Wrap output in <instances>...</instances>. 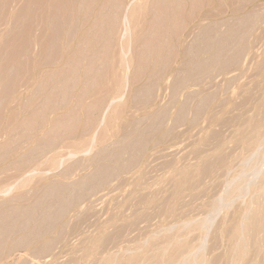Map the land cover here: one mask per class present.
Masks as SVG:
<instances>
[{
	"label": "rangeland",
	"instance_id": "obj_1",
	"mask_svg": "<svg viewBox=\"0 0 264 264\" xmlns=\"http://www.w3.org/2000/svg\"><path fill=\"white\" fill-rule=\"evenodd\" d=\"M262 102L264 0H0V264H104L205 220L185 241L229 264L264 207Z\"/></svg>",
	"mask_w": 264,
	"mask_h": 264
},
{
	"label": "bare ground",
	"instance_id": "obj_2",
	"mask_svg": "<svg viewBox=\"0 0 264 264\" xmlns=\"http://www.w3.org/2000/svg\"><path fill=\"white\" fill-rule=\"evenodd\" d=\"M248 1V0H247ZM96 7V6H95ZM243 7V6H242ZM246 8V7H245ZM166 10V9H165ZM78 11V10H77ZM80 11V10H79ZM164 11V10H163ZM79 16H80V13H79ZM78 17V16H77ZM247 17V16H246ZM244 18V17H243ZM248 18H249V16H248ZM242 19V18H241ZM126 20V19H125ZM244 20V19H243ZM250 22H251V20H250ZM237 23V22H236ZM235 24V23H234ZM253 24V23H252ZM241 25V24H240ZM239 25V26H240ZM247 25V24H246ZM233 27V26H232ZM245 27V26H244ZM207 28V27H206ZM234 28V27H233ZM228 29V28H227ZM232 29V28H231ZM248 29V28H247ZM150 30V29H149ZM208 30V29H207ZM225 30V29H224ZM237 30V29H236ZM244 30V29H243ZM246 30V29H245ZM210 31V30H209ZM238 31V30H237ZM255 31V30H254ZM149 32V31H148ZM205 32V31H204ZM232 32V31H231ZM243 32V31H242ZM241 33V32H240ZM232 34V33H231ZM234 34V33H233ZM215 36V35H214ZM229 36V35H228ZM230 36H232V35H230ZM249 36V35H248ZM211 37V36H210ZM216 37V36H215ZM219 37V36H218ZM249 37H251V36H249ZM248 37V38H249ZM221 38V37H220ZM226 38H228V37H226ZM207 39H208V37H207ZM212 39V38H211ZM210 39V40H211ZM218 39V38H217ZM223 39V38H222ZM230 39V38H229ZM215 40V39H214ZM225 40V39H224ZM228 40V39H227ZM235 40V39H234ZM239 40V39H238ZM209 41V40H208ZM220 41V40H219ZM218 41V42H219ZM123 42V41H122ZM211 42V41H210ZM229 42H230V40H229ZM236 42V41H235ZM213 43V42H212ZM248 43V42H247ZM125 45V44H124ZM214 45V44H213ZM215 45H217V44H215ZM236 45V44H235ZM239 45V44H238ZM208 46V45H207ZM212 47V46H211ZM124 48H125V46H124ZM205 48V47H204ZM208 48H209V46H208ZM221 48V47H220ZM246 49V48H245ZM121 50V49H120ZM122 51H123V47H122ZM228 51V50H227ZM232 51V50H231ZM215 52V51H214ZM220 52V51H219ZM228 52H230V51H228ZM128 53V52H127ZM218 53V52H217ZM205 55V54H204ZM216 54H214V56H215ZM127 56V55H126ZM214 56H213V58H214ZM216 57H217V55H216ZM120 58V57H119ZM217 59V58H216ZM229 59V58H228ZM204 60V59H203ZM207 61V60H206ZM202 62V61H201ZM216 62H218V61H216ZM235 62V61H234ZM127 63H128V61H127ZM124 64H126V63H124ZM237 64H238V62H237ZM198 66L197 67H199V63L197 64ZM206 67V66H205ZM197 69H200V67L199 68H197ZM203 69V68H202ZM205 69V68H204ZM204 102V101H203ZM263 104H262V108H263V114H262V116H263V118H262V116H261V118L260 119H262L261 121H259V119H255V118H253L252 119V121L253 120H258L259 122L257 123V125H256V127L252 124V123H250V125L253 127V128H255V129H251L252 131H253V133H252V136H251V138H249V140H247L246 142H245V146H246V148L248 149V150H251V151H254V150H256V149H258V146H262L263 144H262V142H263V140H264V136L262 135V133H264V132H262V130H264V102H262ZM205 105V104H204ZM186 108V107H185ZM185 113V112H184ZM158 115V114H157ZM163 117V116H162ZM158 118V117H157ZM155 120V119H154ZM247 121H249V120H247ZM251 121V120H250ZM152 122V121H151ZM255 122V121H254ZM248 123V122H247ZM256 123V122H255ZM254 123V124H255ZM154 124H156V123H154ZM152 125V124H151ZM246 125V130L248 131V126H247V124H245ZM250 127V126H249ZM151 130V129H150ZM245 130V131H246ZM250 130V132L249 133H251L252 131ZM154 131H155V129H154ZM262 132V133H261ZM263 136V137H262ZM242 139V138H241ZM244 139V138H243ZM243 139H242V141H240V142H242L243 143ZM246 140V139H245ZM244 140V141H245ZM241 143V144H242ZM144 145V144H143ZM140 146H142V144L140 145ZM261 146L259 147V150L261 149ZM248 150H247V152H248ZM262 150V149H261ZM247 152H246V154H247ZM250 152V151H249ZM256 152H257V150H256ZM256 152H253V153H255V154H253L252 152H251V155L252 156H254V155H256L257 153ZM260 154V153H259ZM251 155H249L248 156V158H249V160H253V159H250V158H253V157H251ZM262 155H263V153H262ZM258 156V155H257ZM243 157V156H242ZM245 157V159H247L246 158V155L244 156ZM264 157V156H263ZM257 158V157H256ZM242 159V158H241ZM259 159V157L256 159V161ZM263 159V158H262ZM245 161V160H244ZM246 161H248V160H246ZM245 161V162H246ZM259 161V160H258ZM261 162H262V160H261ZM261 162H260V164H258L261 168L259 169V167L257 168V170L258 171H256V172H254V174H256L257 172L258 173H260V172H262V173H260L259 174V177H261L262 176V174L264 173L263 171H262V169H264L263 167H264V165L262 166V164H263V162H262V164H261ZM242 163V162H241ZM251 163V162H250ZM249 163V164H250ZM257 163V162H256ZM253 165V164H252ZM255 165V164H254ZM253 165V166H254ZM247 166V165H246ZM104 167V166H103ZM256 167H257V165H256ZM245 168V167H244ZM248 168H249V166H248ZM251 168V167H250ZM195 169V168H194ZM194 169H193V171H194ZM237 169V168H236ZM243 169V168H242ZM246 169V168H245ZM244 169V170H245ZM253 169H254V167H253ZM256 169V168H255ZM255 169L253 170V171H255ZM105 170V169H104ZM192 169H190V171H191ZM195 170H197V168L195 169ZM199 170V169H198ZM234 170V169H233ZM261 170V171H260ZM243 171V170H242ZM241 171V172H242ZM247 171V170H246ZM248 171H250V170H248ZM253 171L251 172V173H253ZM105 172V171H104ZM188 172V171H187ZM111 173V172H110ZM189 173L190 172H188L187 174L189 175ZM193 175H194V172H191ZM197 173H199V172H196L195 174L197 175ZM203 173V172H202ZM257 173V174H258ZM96 174H98V173H96ZM104 174H106V172L104 173ZM184 175H182V173H181V175L182 176H185V173H183ZM237 174V173H236ZM242 173H240V175H241ZM244 174H245V172H244ZM243 174V175H244ZM113 175V174H112ZM188 175L186 176L187 178H188ZM235 175V174H234ZM251 174H249L248 173V176H250ZM261 175V176H260ZM108 176H110V175H108ZM195 176V175H194ZM238 176V175H237ZM236 176V177H237ZM101 177V176H100ZM190 177V176H189ZM235 177V176H234ZM233 177V178H234ZM259 177H258V179H259ZM90 178V177H89ZM108 178V177H107ZM247 178H249V177H247ZM246 178V179H247ZM251 178V177H250ZM93 179V178H92ZM95 179V178H94ZM184 179V178H183ZM228 179H229V176H228ZM240 179H241V177H240ZM257 179V180H258ZM90 180H91V178H90ZM193 181H194V179H192ZM236 180H237V178H236ZM235 180V182H233L232 181V179H231V181L233 182V184L232 183H228L229 185H234V183H236L237 181ZM242 180V179H241ZM240 180V181H241ZM250 180V179H249ZM248 180V181H249ZM182 181V180H181ZM186 181H189V179L188 180H186ZM227 181V180H226ZM230 181V182H231ZM244 181V183H243V185L244 184H246L247 183V181L246 180H242V182ZM245 181H246V183H245ZM253 181V180H252ZM255 181V180H254ZM259 181V180H258ZM107 182V181H106ZM185 182V181H184ZM241 182V183H242ZM256 182V181H255ZM90 183H92V182H90ZM94 183V182H93ZM179 183V182H178ZM188 183V182H187ZM192 182L190 181L189 182V186H190V184H191ZM240 183V182H239ZM88 184V183H87ZM199 184V183H198ZM248 184H249V182H248ZM258 184V183H257ZM257 184H256V186H257ZM139 185V184H138ZM180 185V184H179ZM229 185H228V187H229ZM236 185H238V184H236ZM236 185H234V186H230V187H235V188H230V190L228 189H226V193L229 195V193H230V196H228L229 197V201H230V203L231 202H233V201H231L232 200V198H234V196H237V192L239 191L238 190V187L236 186ZM242 185V186H243ZM247 185V184H246ZM250 185H252L251 183H250ZM249 185V186H250ZM261 185H262V187H263V189H264V175H263V177H262V179H261ZM62 186V185H61ZM99 186H101V185H99ZM176 186H177V188H179L178 187V185L176 184ZM181 187L183 186V184L181 183V185H180ZM187 186V185H186ZM240 186V185H239ZM248 186V185H247ZM51 187V186H50ZM53 187V186H52ZM60 187V186H59ZM181 187H180V189H181ZM183 187H185V186H183ZM225 187V186H224ZM246 186L244 185V189H246V194H245V192H243V191H241V190H243V189H240V194H242V192H243V194H245V195H247V193H249V191L250 190H248L247 188H245ZM65 188V187H64ZM69 188V187H68ZM68 188H67V190H68ZM97 188V187H96ZM249 188H251V186L249 187ZM256 188V187H255ZM50 189V188H49ZM53 189H56V188H53ZM48 190V189H47ZM64 190V189H63ZM70 190V189H69ZM62 191V190H61ZM61 191L60 190H58V189H56V191L54 192V193H56L57 195L58 194H60L61 195ZM72 191V190H71ZM178 191H180V190H178ZM227 191H231V192H227ZM248 191V192H247ZM63 192V191H62ZM84 192V191H83ZM251 192V191H250ZM140 193V192H139ZM48 194V193H47ZM49 194H50V192H49ZM53 194V192L51 193V195ZM77 194V193H76ZM82 194V193H81ZM69 195V194H68ZM142 195V194H141ZM147 195V194H146ZM245 195H243V196H245ZM49 196V195H48ZM54 196H55V194H54ZM54 196H52V197H54ZM62 196H63V194H62ZM65 196V195H64ZM243 196H241V200H242V197ZM248 196V195H247ZM251 196H253L251 199H249L250 200V202H248V203H243V204H245V206L247 207V205H248V207H250L249 209H248V207H247V210H248V212H249V210H250V213H252V215L251 216H247V215H249V214H247V212H246V220H245V223L243 222V220H242V224H241V221H240V224H241V226L240 227H242V225L244 224V225H246L248 228H246V226H245V228L246 229H249V234H250V238L249 239H246V241L245 240H242V239H245V237L244 236H240L242 239L240 240V239H238V237H237V240H234V241H232L233 243L232 244H235L234 242L235 241H237L236 242V245H235V247H234V252H232V253H234V254H231V255H236L235 256V259H232L233 258V256H231L230 258L232 259L231 261H230V263L232 262V261H236L237 259L236 258H239V259H244V258H249V257H247V256H249V251L251 250L250 249V246H251V248H252V250H254V251H250L252 254L253 253H256V255L257 256H255V258H257L258 260L257 261H255L254 260V257H253V260H252V263L251 264H264V207L263 208H260L261 207V205H260V207L258 206V210H256L257 208H256V206L257 205H255L256 204V199L259 197V194L258 195H256V197H255V195H252L251 194ZM250 196V197H251ZM46 197V196H45ZM58 197V196H57ZM66 198H67V196H65ZM70 197H71V195H70ZM217 197H220V196H217ZM224 197H226V194H225V196ZM246 197V196H245ZM244 197V198H245ZM261 197H262V195H261ZM77 198V197H76ZM238 198H240V197H238ZM51 199H53V198H51ZM213 199V198H212ZM222 199H224L225 201L226 200H228V198L226 199V198H222ZM221 199V200H222ZM260 199V198H259ZM261 199H264V195H263V197L261 198ZM44 200V199H43ZM46 200H48V199H46ZM77 200V199H76ZM220 200V199H219ZM219 200H217V201H219ZM221 201V203L220 204H223V202H225V201ZM234 200H235V198H234ZM240 200V199H239ZM245 200V199H244ZM243 200V201H244ZM63 201V200H62ZM73 201V200H72ZM212 201V200H211ZM228 201V202H229ZM246 201V200H245ZM244 201V202H245ZM237 202V201H236ZM235 201L233 202V203H236ZM240 202H242V201H240ZM259 202V201H258ZM70 203V202H69ZM139 203V202H138ZM218 203V202H217ZM264 203V202H263ZM78 204V203H77ZM226 204V203H225ZM229 204V203H228ZM247 204V205H246ZM260 204H262V203H260ZM214 205V204H213ZM212 205V206H213ZM227 205V204H226ZM231 205V204H230ZM210 206V205H209ZM215 206V205H214ZM225 206V205H224ZM234 206V205H233ZM254 206H255V208L256 209H253L254 208ZM64 207V206H63ZM219 207V206H218ZM221 207V206H220ZM32 208H34V207H32ZM60 208V207H59ZM58 208V209H59ZM213 209L212 210H215V207H212ZM226 208H227V206H226ZM230 208V207H229ZM242 208V207H241ZM62 209V208H61ZM64 209H66L65 207H64ZM221 209V208H220ZM220 209H218V210H220ZM30 210V209H29ZM55 210V209H54ZM211 210V212L213 213V211ZM227 210V209H226ZM244 210H245V207H244ZM252 210V211H251ZM57 211V210H56ZM221 211V210H220ZM231 211V210H230ZM243 211V210H242ZM246 211V210H245ZM245 211H244V214H245ZM31 212V211H30ZM61 212V211H60ZM9 213V212H8ZM49 213H52V212H50L49 211ZM59 213V212H58ZM215 213H216V210H215ZM240 213H241V211H240ZM240 213H239V217H240ZM31 214V213H30ZM53 215H54V213H53ZM58 215V214H57ZM209 215H210V212H209ZM213 215V214H212ZM216 215V214H215ZM214 215V216H215ZM220 215V212H219V214H218V216ZM241 215H243V212L241 213ZM4 216V215H3ZM6 216V215H5ZM31 216V215H30ZM127 216V215H126ZM58 217V216H57ZM210 217V216H209ZM243 216H241V218H242ZM11 218V217H10ZM213 218V217H212ZM212 218H210V221H211V219ZM224 218H225V216H224ZM244 218V217H243ZM16 219V218H15ZM207 219V218H206ZM232 219V218H231ZM17 220V219H16ZM196 220H198V219H196ZM207 220H209V219H207ZM224 220V219H223ZM13 221V220H12ZM24 221V220H23ZM206 221V220H205ZM205 221L203 222L204 224V226L206 227L207 225H205ZM212 221H213V219H212ZM5 222V221H4ZM47 222V221H46ZM137 222V221H136ZM194 222V221H193ZM193 222H192V224H193ZM224 222V221H223ZM15 223H16V221H15ZM19 223V222H18ZM186 223H187V225L189 224H191V221H186ZM231 223V222H230ZM5 224V223H4ZM9 224V223H8ZM26 224V223H25ZM182 224V223H181ZM208 224H209V222H208ZM229 224V223H228ZM237 224V223H236ZM239 224V225H240ZM188 225V226H189ZM202 225V226H203ZM210 225V224H209ZM121 226V225H120ZM126 226V225H125ZM176 226V225H175ZM174 226V227H175ZM179 226V224L176 226V227H178ZM184 226H186L184 223H183V226H179L180 228L181 227H184ZM188 226H186V227H188ZM202 226H199L198 224H196L195 226H190V230H186V229H188V228H186V227H184V228H182V231H177V233H175V234H171V232L170 233H166V231H165V235L163 234V235H161L160 234V237H163V238H160L159 236L157 237V236H155V237H151L152 239H150V238H148L147 240L149 241L148 243H149V245H148V243H147V240H145L146 242H145V246L146 245H148L149 247L147 248L148 250L144 253H142V252H140L139 254H137V253H130V254H127V256H126V253H125V251H124V253H125V256H118L119 258H116L115 256H114V258H110L109 257V259L107 258L106 260H104L105 262H104V264H207V261L205 260V258L206 257H204L203 255H201V253H199L198 254V251H201L200 249H201V246H200V244L199 245H195V244H192V246L191 245H189L186 241H185V235H186V233H184L185 231L183 230V229H185L186 231H191L192 229H194V231H196V232H198L197 230H201V229H203V228H205L204 226H203V228H202ZM211 226V225H210ZM9 227V226H8ZM12 227H14V226H12ZM43 227V226H42ZM90 227V226H89ZM88 227V228H89ZM171 227V226H170ZM173 227V226H172ZM178 227V228H179ZM193 227V228H192ZM201 227V228H200ZM212 227V226H211ZM227 227V226H226ZM233 227V226H232ZM235 227H237V225H235ZM239 227V226H238ZM244 227V226H243ZM242 227V231L245 229V228H243ZM4 228V227H3ZM3 228H2V230H3ZM6 228H7V226H6ZM40 228H41V226H40ZM179 228V230H181ZM192 228V229H191ZM224 228V227H223ZM222 227H221V231H222V229H223ZM36 229V228H35ZM171 229H173V228H171ZM238 229V228H237ZM244 230V232H246L247 230ZM8 230V229H7ZM10 230H11V228H10ZM167 230H169V229H167ZM175 230H177V228L175 229ZM199 230V231H200ZM240 230V229H239ZM238 230V231H239ZM130 231V230H129ZM158 231H160V229L158 230ZM169 231H171V230H169ZM193 230L191 231V232H194ZM204 231H205V229H204ZM209 231V230H208ZM237 231V232H238ZM15 232V231H14ZM36 232V231H35ZM103 232V231H102ZM161 232H163L162 230H161ZM201 232H203V230L202 231H200L199 233H201ZM233 232V231H232ZM8 233V232H7ZM7 233H5V235L7 234ZM12 233V232H11ZM156 233H157V231H156ZM155 233V234H156ZM188 233V232H187ZM195 233V232H194ZM204 233V232H203ZM234 233H236V231L234 230ZM239 233H241V232H239ZM238 233V234H239ZM71 234V233H70ZM101 234V233H100ZM103 234H105V232L103 233ZM154 234V235H155ZM185 234V235H184ZM246 234V237H247V234L248 233H245ZM248 234V235H249ZM11 235V234H10ZM59 235V234H58ZM66 235V234H65ZM124 235V234H123ZM153 235V234H152ZM189 235V234H188ZM187 235V236H188ZM232 235H235V234H233L232 233ZM241 235V234H240ZM242 235H243V233H242ZM8 236V235H7ZM186 236V237H187ZM106 236H104V238H105ZM114 237V236H113ZM150 237V236H149ZM239 237V238H240ZM9 238V237H8ZM60 238V237H59ZM99 238V237H98ZM100 238H102V236H100ZM162 239V241L160 240V239ZM97 239V238H96ZM151 241H150V240ZM188 239V238H187ZM186 239V240H187ZM233 239H236V237L234 236V238ZM1 240V239H0ZM7 240V239H6ZM84 240V239H83ZM100 240H102V241H104L103 239H100ZM107 240V239H106ZM115 240V239H114ZM158 240H160V241H158ZM231 240H232V238H231ZM247 240H249V241H247ZM97 241V240H96ZM48 242V241H47ZM62 242V241H61ZM109 242V241H108ZM201 242H202V240H201ZM231 242V241H230ZM51 243V242H50ZM55 243V242H54ZM70 243V242H69ZM93 243V242H92ZM97 246L99 245V242L97 241ZM119 243V242H118ZM203 243H205V242H203ZM4 244V243H3ZM5 244H6V242H5ZM103 244V243H102ZM1 245H2V243H1ZM0 245V246H1ZM16 245V244H15ZM58 245V244H57ZM95 245H96V243H95ZM100 245H101V243H100ZM3 246V245H2ZM1 246V247H2ZM14 246V245H13ZM12 246V247H13ZM17 246V245H16ZM49 246V245H48ZM63 246V245H62ZM140 246V245H139ZM143 246H144V244H143ZM142 246V247H143ZM197 246H200V247H198L197 248ZM230 246V245H229ZM0 247V248H1ZM10 247V246H9ZM130 247V246H129ZM172 247V248H171ZM203 247V246H202ZM231 247V246H230ZM3 248H4V246H3ZM92 248V247H91ZM90 248V249H91ZM104 248V247H103ZM115 248V247H114ZM125 248V247H124ZM140 248H141V246H140ZM200 248V249H199ZM205 248V247H204ZM2 249V248H1ZM7 249H9V248H7ZM16 249V248H15ZM40 249H41V247H40ZM53 249V248H52ZM93 249H94V244H93ZM199 249V250H198ZM231 249V248H230ZM13 250V249H12ZM97 250V249H96ZM141 251L142 250H144V249H140ZM79 251V250H78ZM92 251V250H91ZM94 251V250H93ZM93 251H92V253H93ZM230 251V250H229ZM1 252H2V250H1ZM41 252V251H40ZM44 252H46V251H44ZM51 252V251H50ZM53 252V251H52ZM61 252V251H60ZM127 252V251H126ZM202 252V251H201ZM142 253V254H141ZM250 253V254H251ZM42 253H40V255H41ZM50 254V253H49ZM57 254V253H56ZM91 254V253H90ZM113 254V253H112ZM120 254V253H119ZM118 254V255H119ZM121 255V254H120ZM124 255V254H123ZM206 256V255H205ZM35 257V256H34ZM62 258V257H61ZM251 258V257H250ZM101 259V258H100ZM230 260V259H229ZM248 259H246V261H247ZM250 260V259H249ZM71 261L73 262V260L71 259ZM245 261V260H244ZM246 261H245V264H247L249 261H247V263H246ZM251 261V260H250ZM26 262V261H25ZM238 262L239 261H237V264H238ZM24 263V262H23ZM229 263V262H228ZM229 263V264H230ZM236 262H234V264H235ZM88 264V263H87ZM231 264H233V262L231 263ZM240 264H242V261H240ZM244 264V263H243Z\"/></svg>",
	"mask_w": 264,
	"mask_h": 264
}]
</instances>
